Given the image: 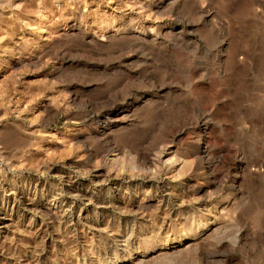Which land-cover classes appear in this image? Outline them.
Here are the masks:
<instances>
[{
  "label": "rangeland",
  "instance_id": "374dc122",
  "mask_svg": "<svg viewBox=\"0 0 264 264\" xmlns=\"http://www.w3.org/2000/svg\"><path fill=\"white\" fill-rule=\"evenodd\" d=\"M0 198V264H264V0H0Z\"/></svg>",
  "mask_w": 264,
  "mask_h": 264
},
{
  "label": "bare ground",
  "instance_id": "6f19581e",
  "mask_svg": "<svg viewBox=\"0 0 264 264\" xmlns=\"http://www.w3.org/2000/svg\"><path fill=\"white\" fill-rule=\"evenodd\" d=\"M80 18H81V17H80ZM75 22H76V21H75ZM80 24H81V23H80ZM125 27H126V26H125ZM120 28H121V27H120ZM134 28H135V27H134ZM124 29H126V28H124ZM129 29H130V28H129ZM83 30H84V29H83ZM126 30H127V29H126ZM85 32H86V31H85ZM118 32H119V31H118ZM126 33H127V32H126ZM79 35H80V34H79ZM121 35H122V34H121ZM127 35H128V34H127ZM127 35H126V36H127ZM174 35H175V34H174ZM67 36H68V35H67ZM73 36H74V34H73ZM112 36H113V35H112ZM135 36H137V35H135ZM135 36H133L132 34L129 33L128 38H132V37H135ZM109 37H110V36H109ZM111 38H112V37H111ZM111 38H110V39H111ZM120 38H121V37H120ZM125 38H126V37H125V35H124V39H123V40H124V43H125ZM136 38L139 39L140 37L138 38V36H137ZM133 39H134V38H133ZM133 39H131V40H133ZM142 39H144V38H141V40H142ZM56 40H57V39H56ZM74 40H75V39H74ZM117 40H119V39H117ZM128 40H130V39H128ZM131 40H130V41H131ZM92 41H93V39H92ZM139 41H140V40H139ZM149 41H150V40H149ZM58 42H59V41H58ZM128 42H129V41H128ZM82 43H83V42H82ZM94 43H95V42H94ZM114 43H115V42H114ZM130 43H131V42H130ZM146 44H147V43H146ZM116 45H117V42H116ZM121 45H123V43H122ZM143 45H144V44H143ZM148 45H149V44H148ZM20 46H21V45H20ZM58 46H59V45H58ZM61 46H62V45H61ZM119 46H120V45H119ZM51 47H52V46H51ZM145 47H146V46H144V48H145ZM44 48H45V47H44ZM52 48H53V47H52ZM128 48H129V47H128ZM93 49H94V48H93ZM112 49H113V48H112ZM28 50H29V49H28ZM45 50H46V49H45ZM49 50H50V49H49ZM52 50H53V49H52ZM113 50H114V49H113ZM121 50H122V49H121ZM135 50H136V49H135ZM135 50H134V51H135ZM144 50H145V49H144ZM144 50H143V51H144ZM49 52H50V51H48V53H49ZM52 52H53V51H52ZM108 52H109V51H108ZM118 52H120V51H118ZM123 52H124V51H123ZM28 53H29V52H28ZM38 53H39V52H38ZM97 53H98V52H97ZM110 53H111V52H110ZM41 54H42V53H41ZM45 54H46V53H45ZM49 54H50V53H49ZM52 54H53V53H52ZM111 54H112V53H111ZM120 54H121V53H120ZM134 54H135V53H134ZM139 54H140V53H139ZM27 55H28V54H27ZM118 55H119V54H118ZM31 56H32V55H31ZM119 57H120V56H119ZM117 58H118V57H117ZM52 59H53V58H52ZM118 59H120V58H118ZM133 59H134V58H133ZM35 62H36V61H35ZM40 63H41V61H40ZM139 63H140V62H139ZM28 64H29V63H28ZM38 64H39V63H38ZM134 64H135V63H134ZM134 64H133V65H134ZM136 64H137V63H136ZM21 65H22V64H21ZM21 65H20V66H21ZM15 66H16V65H15ZM140 68H141V67H140ZM118 102H119V101H118ZM132 113H133V112H132ZM100 118H101V117H100ZM97 123H98V122H97ZM195 154H196V153H195ZM198 154H199V153H198ZM101 156H102V155H101ZM103 180H104V179H103ZM68 181H70V180H68ZM68 181H67V182H68ZM106 181H107V180H106ZM71 182H72V183H71ZM71 182H68V183L65 184V186H64V187H65V188H64L65 191L68 190V191L71 192V194L73 193L75 196H81V197H85V198H87L88 203H89L88 205H91V204L93 203V201H96V200H95L96 197H94V195L92 194V192L88 190V187H86L87 185H81V184H79V183L76 184V183H73V181H71ZM105 183H106V182H105ZM105 183H104V184H105ZM57 184H58V182H57ZM107 184H108V183H107ZM63 185H64V184H63ZM63 185H62V186H63ZM52 186H53V185H52ZM102 186H103V185H102ZM102 186H101V187H102ZM117 186H118V185H117ZM14 187H15V186H14ZM59 187H60V186H59ZM9 188H10V187H9ZM54 188H55V187H54ZM60 188H61V187H60ZM94 188H95V187H94ZM10 190H11V189H10ZM13 190H14V189H13ZM17 190H18V189H17ZM42 190H43V189H42ZM44 190H45V189H44ZM51 190H52V189H51ZM61 190H63V188H62ZM11 191H12V190H11ZM21 191H22V189H21ZM21 191H20V192H21ZM38 191H39V190H38ZM57 191H58V190H57ZM94 191H95V190H94ZM98 191H99V189H98ZM98 191H97V192H98ZM106 191H107V193H108V190H106ZM106 191H105V192H106ZM116 191L118 192V193L116 192L117 194L120 193L119 190L116 189ZM23 192H24V191H23ZM41 192H42V191H41ZM50 192H51V191H50ZM50 192H48L47 194H49ZM61 192H62V191H61ZM97 192H96V193H97ZM101 192H102V191H101ZM165 192H166V191H165ZM6 193H7V192H6ZM14 193H16V192H14ZM26 193H27V192H26ZM34 193H35V192H34ZM54 193H55V192H54ZM57 193H58V192H57ZM57 193H56V194H57ZM96 193H95V194H96ZM172 193H173V192H172ZM20 194H21V193H20ZM35 194H36V193H35ZM42 194H43V193H42ZM44 194H45V192H44ZM110 194H111V193H110ZM113 194H114V193H113ZM120 194H121V193H120ZM10 195H11V194H10ZM15 195H16V194H15ZM26 195H27V196H26L27 199H26L25 202H24V209H25V211H26L27 213H32V212H35V213H36V212H37L41 217H44V214H45V215H47V217H48V216H49L50 218H51V217H53V218L56 217V218H59V219L66 217V216L68 215V213H69L68 211L65 210L66 208L64 209L63 204H62V202H61L62 200H59L58 195H52V198L54 197V199H55L54 202H55L56 205H52V201L49 200L50 198H45V197L39 198V197H38L39 199H33L34 197L31 198L30 195H29L28 193H27ZM98 195H99V194H98ZM104 195H105V194H104ZM35 196H36V195H35ZM42 196H44V195H42ZM49 196H50V195H49ZM61 196H62V195H61ZM113 196H114V195H113ZM14 197H16V196H14ZM14 197H13V198H14ZM19 197H20V196H19ZM98 197H99V196H98ZM110 197H111V196H110ZM114 197H115V196H114ZM9 198H10V197H9ZM22 198H23V197H22ZM61 198H62V197H61ZM61 198H60V199H61ZM104 198H105V199L108 198V200H109V197H108V196H105ZM117 198H118V197H117ZM119 198H120V197H119ZM137 198H138V197H137ZM148 198H149V197H148ZM0 199H1V198H0ZM83 199H84V198H83ZM111 199H113V198L111 197ZM141 199H142V198H140V200H141ZM143 199H144V198H143ZM143 199H142V200H143ZM84 200H85V199H84ZM102 200H103V199H102ZM113 200H114V199H113ZM121 200H122V199H121ZM129 200H130V199H129ZM137 200H138V199H137ZM4 201H5V200H4ZM19 201H20V200H19ZM98 201H99V200H98ZM104 201H105V200H104ZM104 201H103V202H104ZM117 201H118V200H117ZM123 201H124V200H123ZM144 201H145V200H144ZM9 202H10V201H9ZM99 202H100V201H99ZM101 202H102V201H101ZM101 202H100V203H101ZM103 202H102V203H103ZM111 202H112V201H110L109 203H106V204H108L107 206H109V205H112V206L115 205V206H117L116 204H113V202H112V203H111ZM132 202H133V201H132ZM12 203H14V202H12ZM63 203H64V202H63ZM118 203H119V202H118ZM3 204H4V203H3ZM20 204H21V202H20ZM119 204H120V203H119ZM125 204L127 205V203H125ZM125 204H124V205H125ZM139 204H140V203H139ZM0 205H1V204H0ZM12 205H13V204H12ZM85 205H86V204H85ZM134 205H135V203H134ZM119 206H120V205H119ZM128 206H129V205H128ZM3 207H5V206H3ZM91 207H92V206H91ZM98 207H99V206H98ZM126 207H127V206H126ZM126 207H125V208H126ZM131 207H132V206H130V208H131ZM139 207H140V206H139ZM1 208H2V207H1ZM1 208H0V209H1ZM59 208H61L62 210L59 209ZM71 208H72V207H71ZM74 208H75V207H74ZM121 208H123V207H121ZM132 208H133V207H132ZM132 208H131V209H132ZM140 208L142 209L143 207H140ZM192 208H193V207H192ZM2 209H3V208H2ZM5 209H6V208H5ZM69 209H70V208H69ZM69 209H68V210H69ZM143 209H144V208H143ZM92 210H93V209H92ZM14 211H15V210H14ZM9 212H10V211H9ZM9 212H8V214H9ZM93 212H95V211H93ZM97 212H98V211H97ZM127 212H128V211H127ZM207 212H208V211H207ZM71 213H72V212H71ZM79 213H80V211H79ZM87 213H88V212H87ZM89 213H90V212H89ZM101 213H103V212H101ZM129 213H130V211H129ZM16 214H17V213H16ZM23 214H24V213H23ZM75 214H76V213H75ZM98 214H99V212H98ZM5 215H6V214H5ZM5 215H4V216H5ZM34 215H35V214H34ZM69 215H71V214L69 213ZM81 215H82V214H81ZM81 215H79V216L77 215V216H78V220H76V221H77L76 223H78V225H79V223L81 224V221H82V220H84V217L81 216ZM88 215H89V214H88ZM127 215H128V214H127ZM193 215H194V214H193ZM199 215H200V214H199ZM201 215H202V214H201ZM2 216H3V215H2ZM2 216H1V217H2ZM4 216H3V217H4ZM9 216H10V215H9ZM27 216H28V215H27ZM99 216H100V215H99ZM16 217H17V216H16ZM16 217H15V218H16ZM32 217H33V216H32ZM32 217H31V218H32ZM41 217H40V218H41ZM179 217H180V216H179ZM5 218H6V216H5ZM5 218H4V219H2V218L0 219V222H2V223H0V224L3 225L4 228L6 227L5 225L7 224V221H6ZM7 218H8V216H7ZM9 218H11V216H10ZM9 218H8V219H9ZM15 218H14V219H15ZM20 218H22V216H21ZM24 218H25V217H24ZM29 218H30V217H28V219H29ZM45 218H46V217H44V219H45ZM56 218H55V220H56ZM85 218H86V217H85ZM90 218H91V217H90ZM12 219H13V218H12ZM26 219H27V218H26ZM28 219H27V220H28ZM44 219H43V220H44ZM47 219H48V218H47ZM96 219H98V218H96ZM96 219H95V221H96ZM100 219H101V218H100ZM100 219H99V220H100ZM10 220H11V219H10ZM17 220H18V219H17ZM19 220H20V219H19ZM30 220H32V219H30ZM57 220H58V219H57ZM63 220H64V219H63ZM67 220H68V219H67ZM88 220H89V219H88ZM99 220H98V221H99ZM101 220H104V219H101ZM185 220H186V219H185ZM199 220H200V219H199ZM13 221H14V220H13ZM28 221H29V220H28ZM40 221H41V220H40ZM68 221H69V220H68ZM73 221H74V220H73ZM93 221H94V220H93ZM95 221H94V222H95ZM8 222H9V221H8ZM16 222H17V221H16ZM18 222H19V221H18ZM46 222H47V221H46ZM71 222H72V221H71ZM74 222H75V221H74ZM94 222H93V223H94ZM20 223H21V222H20ZM22 223L24 224V222H22ZM82 223H83V221H82ZM86 223H88V222H86ZM103 223H105V221H104ZM13 224H14V223H13ZM17 224H19V223H17ZM31 224H32V222H31L30 224H27V223H26V225H27L28 227L32 226ZM41 224H42V222H41ZM48 224H49V223H48ZM94 224H95V223H94ZM98 224H99V223H98ZM178 224H179V223H178ZM184 224H186V223H184ZM204 224H205V223H204ZM1 225H0V226H1ZM11 225H12V224H11ZM15 225H16V224H15ZM26 225H25V226H26ZM33 225H34V224H33ZM45 225H46V224H45ZM82 225H83V224H82ZM179 225H180V224H179ZM17 226H18V225H17ZM53 226H54V224H53ZM70 226H71V225H70ZM70 226H69V227H70ZM73 226H74V225H73ZM84 226H85V225H84ZM84 226H83V227H84ZM99 226H100V225H99ZM104 226H105V225H104ZM8 227H9V226H8ZM13 227H14V226H13ZM22 227H23V226H22ZM32 227H34V226H32ZM65 227H66V226H65ZM65 227H63V228H65ZM67 227H68V226H67ZM83 227L81 226V228H83ZM93 227H94V226H93ZM101 227H102V226H101ZM106 227L108 228L107 225H106ZM110 227H112V226H110ZM163 227H164V226H163ZM185 227H186V226H185ZM1 228H2V227H1ZM11 228H12V227H11ZM14 228H16V227H14ZM30 228H31V227H30ZM34 228H35V227H34ZM45 228H46V227H45ZM75 228H76V227H75ZM98 228H99V227H98ZM102 228H103V227H102ZM112 228H114V226H113ZM183 228H184V227H183ZM2 229H3V228H2ZM83 229H84V228H83ZM103 229H104V228H103ZM161 229H162V228H161ZM167 229H168V228H167ZM167 229H166V230H167ZM24 230H25V229H24ZM28 230H29V229H28ZM31 230H32V229H31ZM41 230H42V229H41ZM69 230H71V229H69ZM184 230H185V229H184ZM5 231H6V230H5ZM11 231H15V230H11ZM18 231H19V230H18ZM21 231H22V229H21ZM36 231H37V230H36ZM45 231H46V230H45ZM66 231H67V230H66ZM71 231H72V230H71ZM71 231H70V232H71ZM73 231H74V229H73ZM76 231H77V230H76ZM80 231H81V229H80ZM2 232H3V231H2ZM2 232H1V233H2ZM8 232H9V231H8ZM8 232H7V233H8ZM16 232H17V231H16ZM29 232H30V231H28L27 233H29ZM33 232H34V231H33ZM38 232H39V231H38ZM51 232H52V231H51ZM54 232H55V231H54ZM57 232H58V230H57ZM70 232H69V233H70ZM103 232H104V231H103ZM164 232H165V231H164ZM166 232H167V231H166ZM169 232H170V231H169ZM169 232H167V233H169ZM20 233H21V232H20ZM43 233H44V231H43ZM52 233H53V232H52ZM64 233H65V232H64ZM107 233H111V232H107ZM113 233H114V232H113ZM113 233H112V234H113ZM125 233H127V231H126ZM159 233H160V232H159ZM162 233H163V232H162ZM162 233H161V234H162ZM11 234H12V233H11ZM16 234H17V233H16ZM30 234H31V233H30ZM45 234H46V232H45ZM59 234H60V233H59ZM9 235H10V234H9ZM13 235H14V232H13ZM49 235H50V234H49ZM49 235H48V236H49ZM52 235H53V234H52ZM62 235H64V234H62ZM68 235H69V234H68ZM70 235H72V234H70ZM3 236H4V235H3ZM3 236H2V237H3ZM11 236H12V235H10V237H11ZM17 236H18V235H17ZM31 236H32V235H31ZM31 236H30V237H31ZM36 236H37V235H36ZM48 236H47V237H48ZM64 236H65V235H64ZM129 236H130V234H129ZM133 236H134V234H133ZM161 236H162V235H161ZM0 237H1V236H0ZM4 237H6V235H5ZM7 237H8V235H7ZM7 237H6V238H7ZM14 237H15V236H14ZM14 237H13V238H14ZM45 237H46V235H45ZM49 237L51 238V235H50ZM52 237H53V236H52ZM59 237H60V236H59ZM114 237H115V236H114ZM125 237H126V236H125ZM130 237H131V236H130ZM130 237H129V238H130ZM163 237H164V239H168V235H167V234H163ZM42 238H43V236H42ZM55 238H56V237H55ZM112 238H113V236H112ZM122 238H123V237H122ZM134 238H135V237H134ZM4 239H5V238H4ZM9 239H10V238H9ZM11 239H12V238H11ZM33 239H34V238H33ZM62 239H63V238H62ZM131 239H132V238H131ZM7 240H8V239H7ZM7 240L4 241V242H8V241H9V240H8V241H7ZM13 240H14V239H13ZM60 240H61V239H60ZM127 240H130V239H127ZM127 240H125V242H126ZM158 240H159V239H158ZM14 241H15V240H14ZM44 241H45V240H44ZM48 241H49V240H48ZM58 241H59V240H58ZM65 241H66V240H65ZM130 241H131V240H130ZM134 241H135V240H134ZM153 241H154V240H153ZM168 241H169V240H168ZM0 242L3 243L2 240H1ZM10 242H12V241H10ZM46 242H47V241H46ZM56 242H57V241H56ZM132 242H133V239H132ZM1 243H0V244H1ZM12 243H13V242H12ZM42 243H43V241H42ZM8 244H9V243H7V245H8ZM10 244H11V243H10ZM10 244H9V245H10ZM13 244H14V243H13ZM51 244H53L52 241H51ZM122 244H123V243H122ZM61 245H62V243L60 244V246H61ZM108 245H109V244H108ZM127 245H128V244H127ZM132 245H133V244H132ZM155 245H156V244H155ZM157 245H158V244H157ZM174 245H175V244H174ZM11 246H13V245H10V248H11ZM52 246H53V245H52ZM63 246H64V245H63ZM123 246H124V245H123ZM123 246H122V247H123ZM1 247H3V245H2ZM5 247H6V246H5ZM5 247H3V248L5 249ZM7 247H9V246H7ZM7 247H6V248H7ZM14 247H15V246H14ZM50 247H51V246H50ZM61 247H62V246H61ZM109 247H110V246H109ZM122 247H120V248L122 249ZM3 248H0V258H2L4 255H5V256H8V257H10V258H12V259L17 258V257L15 256L14 253L8 252V254H7L6 251H3ZM10 248H8V249H10ZM15 248H16V247H15ZM128 248H129V247H128ZM130 248H131V247H130ZM11 249H12V248H11ZM13 249H14V248H13ZM91 249H92V248H91ZM124 249H125V248H124ZM87 250H89V249H87ZM127 250H129V249H127ZM12 251H13V250H12ZM15 251H16V250H15ZM15 251H14V252H15ZM18 252H20V251L18 250ZM89 252H90V250H89ZM93 252H94V251H93ZM98 252H99V251H98ZM122 252H123V251H122ZM151 252H152V251H151ZM15 253H16V252H15ZM18 254H19V253H18ZM93 254H94V253H93ZM96 254H97V253H96ZM123 254H124V253H123ZM87 255H88V254H87ZM90 255H91V254H90ZM117 255H118V254H117ZM121 255H122V254H121ZM129 255H131V254H129ZM20 256H22V255H20ZM23 256H24V255H23ZM91 256H92V255H91ZM93 256H95V255H93ZM93 256H92V257H93ZM97 256H98V255H97ZM100 256H101V255H100ZM122 256H123V255H122ZM98 257H99V256H98ZM95 258H96V257H95ZM114 258H115V257H114ZM117 258H118V257H117ZM132 258H133V257H132ZM12 259H10V260H12ZM18 259H19V258H18ZM18 259H17V261H18ZM20 259L22 260V258H20ZM89 259H90V258H89ZM89 259H88V260H89ZM103 259H104V258H103ZM108 259H109V258H108ZM4 260H5V259H4ZM90 260H91V259H90ZM98 260H99V259H98ZM101 260H102V259H101ZM115 260H116V259H115ZM132 260H133V259H132ZM1 261H2V260H1ZM92 261H93V260H92ZM103 261H104V260H103ZM4 262H5V263H3V264H7L6 261H4ZM7 262H8V260H7ZM10 262H11V261H10ZM14 262H15V261H14ZM94 262H95V261H94ZM96 262H98V261H96ZM99 262H101V261L99 260ZM135 262H136V261H135ZM16 263H17V262H16ZM101 263H102V262H101ZM9 264H10V263H9ZM32 264H33V262H32ZM83 264H84V263H83ZM87 264H88V263H87ZM92 264H93V263H92Z\"/></svg>",
  "mask_w": 264,
  "mask_h": 264
}]
</instances>
